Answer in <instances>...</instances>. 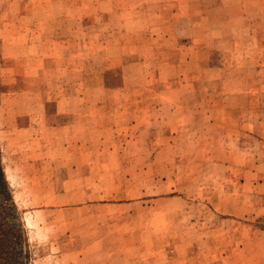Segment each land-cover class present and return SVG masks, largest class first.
Listing matches in <instances>:
<instances>
[{
    "label": "rangeland",
    "instance_id": "374dc122",
    "mask_svg": "<svg viewBox=\"0 0 264 264\" xmlns=\"http://www.w3.org/2000/svg\"><path fill=\"white\" fill-rule=\"evenodd\" d=\"M46 1L0 154L62 264H264V0Z\"/></svg>",
    "mask_w": 264,
    "mask_h": 264
},
{
    "label": "clouds",
    "instance_id": "9594fccd",
    "mask_svg": "<svg viewBox=\"0 0 264 264\" xmlns=\"http://www.w3.org/2000/svg\"><path fill=\"white\" fill-rule=\"evenodd\" d=\"M4 178L23 227L26 251L31 254L30 264H62L59 248L54 243L55 229L35 202L22 170L18 166L5 168Z\"/></svg>",
    "mask_w": 264,
    "mask_h": 264
},
{
    "label": "crops",
    "instance_id": "0c3cea01",
    "mask_svg": "<svg viewBox=\"0 0 264 264\" xmlns=\"http://www.w3.org/2000/svg\"><path fill=\"white\" fill-rule=\"evenodd\" d=\"M46 0H0V19L8 20L4 28L3 42L5 49H32L35 45V32L26 28L28 19L42 16V5ZM29 3L30 8H29ZM17 20H20L18 27ZM23 32V33H21Z\"/></svg>",
    "mask_w": 264,
    "mask_h": 264
},
{
    "label": "trees",
    "instance_id": "16d2710c",
    "mask_svg": "<svg viewBox=\"0 0 264 264\" xmlns=\"http://www.w3.org/2000/svg\"><path fill=\"white\" fill-rule=\"evenodd\" d=\"M23 227L12 200L0 154V264H24Z\"/></svg>",
    "mask_w": 264,
    "mask_h": 264
}]
</instances>
